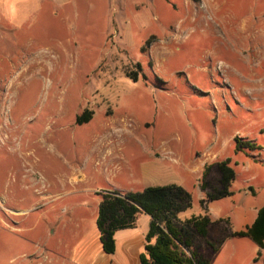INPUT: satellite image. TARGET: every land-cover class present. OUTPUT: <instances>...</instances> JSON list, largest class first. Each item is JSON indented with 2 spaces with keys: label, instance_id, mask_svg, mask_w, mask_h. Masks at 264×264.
I'll use <instances>...</instances> for the list:
<instances>
[{
  "label": "rangeland",
  "instance_id": "rangeland-1",
  "mask_svg": "<svg viewBox=\"0 0 264 264\" xmlns=\"http://www.w3.org/2000/svg\"><path fill=\"white\" fill-rule=\"evenodd\" d=\"M86 107L94 118L76 124ZM236 136L260 146L247 150L251 168ZM158 146L180 165L149 158ZM211 158H230L237 172L220 203L254 219L264 194V0H0V264H86L73 251L98 229L99 192L113 180L137 191L176 183L192 196L179 218L204 213L198 163L189 164ZM218 177L215 168L209 181ZM224 241L218 257L240 250L230 264H264L250 236Z\"/></svg>",
  "mask_w": 264,
  "mask_h": 264
},
{
  "label": "trees",
  "instance_id": "trees-1",
  "mask_svg": "<svg viewBox=\"0 0 264 264\" xmlns=\"http://www.w3.org/2000/svg\"><path fill=\"white\" fill-rule=\"evenodd\" d=\"M140 66V65H138ZM130 75L134 76L132 73ZM93 111L87 110L78 119L79 123L88 122ZM236 152L260 148L255 142L236 136ZM231 159L206 166L200 183L207 197L201 199L203 206L210 200L232 195L230 186L236 178V170L230 165ZM217 170V184L209 181V174ZM101 200L98 208L97 227L100 232L102 248L108 254L116 251L115 234L118 230L137 226L138 215H150V228L145 236L144 248L137 264H210L211 255L203 251L204 242L209 239L211 229L218 228L229 219L214 220L208 213L192 215L182 220L179 213L192 205L188 190L176 183L148 186L141 191L122 192L105 190L99 192ZM250 236L261 248L264 247V205L259 209L255 221L244 230L233 231L230 227L221 230L217 245L212 242L213 254L218 251L225 238Z\"/></svg>",
  "mask_w": 264,
  "mask_h": 264
},
{
  "label": "crops",
  "instance_id": "crops-1",
  "mask_svg": "<svg viewBox=\"0 0 264 264\" xmlns=\"http://www.w3.org/2000/svg\"><path fill=\"white\" fill-rule=\"evenodd\" d=\"M175 153L165 146H158L153 149H151V153L147 156L149 158H156L160 162L169 161L173 162L174 165H180L179 159L175 157ZM239 155H241V159L243 161L244 167L251 168L258 160L251 156L250 154L239 151ZM179 157V156H178ZM227 159V158H226ZM239 161V160H237ZM198 164H195V163ZM193 163L197 165L193 170L198 172V174H201V177L198 178V186L200 188V196L199 201L201 199H204L207 197V191L202 190L200 187V183L202 181V178L205 173V169L207 165L215 163L214 159H203L200 164L198 160H194L189 165L190 167L193 166ZM257 164V163H256ZM237 173V172H236ZM127 179V178H126ZM166 183L163 182V184H158L155 182V180H152L151 182H147L143 187L148 186H155V185H165ZM216 186H219L216 184ZM118 190L122 192H128V191H137L136 188L128 182H124L123 180H113L111 182H108L106 187L102 190ZM253 195H256V191L254 189L251 190ZM234 191H232V195H234ZM228 197V196H227ZM220 200H210L207 202V204L204 206V213H208L214 220L219 219H229L230 224L222 223L217 230L216 237H219L221 235V230L223 228L230 227L233 231H240L244 229V227H247L248 225H251L257 215L259 209L264 205V194L262 195L260 206H256L254 211L257 213L255 218L248 217V213L244 212L242 210H239V206L237 205L236 201L233 200V203H220ZM142 217V220L145 223L144 229H139V218ZM253 219V220H252ZM150 221L151 217L149 214L142 212L138 215L137 219V226L134 228H126L118 230L115 234L116 238V244L117 248L115 253L108 254L104 251L102 248V243L99 241L94 246V250L91 251V253H85V250H88V245L90 241H98L100 240V232L99 230H94L92 232L91 237L86 239L83 237V239L77 243L75 250L73 251V257H83V261L86 264H137L140 260V254L144 248L145 244V236L150 228ZM246 221V223L244 222ZM245 223L244 226H236L237 224L240 225L241 223ZM225 225V227H224ZM211 240V239H210ZM214 243L215 241H206L203 244V251L207 255H211V262L210 264H230V261L237 262L238 259H241L240 250L235 249L232 253V255L227 259V257H218L216 252L213 254V247L211 243ZM255 242V241H254ZM87 243V244H86ZM216 243V242H215ZM264 248V247H263ZM84 253V254H83Z\"/></svg>",
  "mask_w": 264,
  "mask_h": 264
},
{
  "label": "flooded vegetation",
  "instance_id": "flooded-vegetation-1",
  "mask_svg": "<svg viewBox=\"0 0 264 264\" xmlns=\"http://www.w3.org/2000/svg\"><path fill=\"white\" fill-rule=\"evenodd\" d=\"M87 110H90V109H89L88 107H86V108L82 109L81 112L75 114V123H76V124H78V125H83V124H85V123H89V122L94 118V112H93V113H92V117L90 118V120H89L88 122H84V123H79V122H78V119L80 118V116H81L82 114H84Z\"/></svg>",
  "mask_w": 264,
  "mask_h": 264
}]
</instances>
